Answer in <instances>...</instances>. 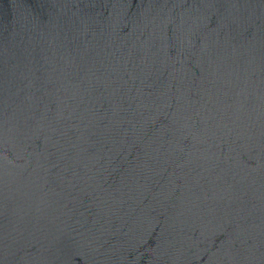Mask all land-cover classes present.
<instances>
[{
    "label": "water",
    "instance_id": "1",
    "mask_svg": "<svg viewBox=\"0 0 264 264\" xmlns=\"http://www.w3.org/2000/svg\"><path fill=\"white\" fill-rule=\"evenodd\" d=\"M0 264H264V0H0Z\"/></svg>",
    "mask_w": 264,
    "mask_h": 264
}]
</instances>
